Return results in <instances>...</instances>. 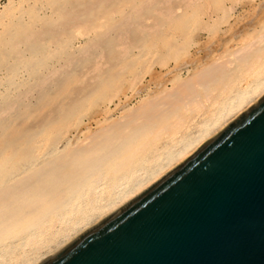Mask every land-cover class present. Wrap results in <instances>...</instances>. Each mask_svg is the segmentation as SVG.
<instances>
[{
	"label": "bare ground",
	"instance_id": "6f19581e",
	"mask_svg": "<svg viewBox=\"0 0 264 264\" xmlns=\"http://www.w3.org/2000/svg\"><path fill=\"white\" fill-rule=\"evenodd\" d=\"M160 2L0 4V264L45 263L264 96V18L227 35L239 22L236 14L245 11L243 1L199 0L202 13L185 10L190 3L182 2L171 12V26L161 22L153 30ZM226 17L232 19L226 37L210 56L201 59L200 50L188 55V66L160 63L151 84H144L145 74L132 82L136 105L120 108L121 97L101 99L85 118L103 88L139 60H163L165 52L181 49L196 23L211 27ZM85 18L90 32L76 29L79 42L67 43L65 25ZM147 25L153 31L144 37ZM198 45L193 40L190 47ZM139 84L146 86L136 93Z\"/></svg>",
	"mask_w": 264,
	"mask_h": 264
},
{
	"label": "water",
	"instance_id": "95a60500",
	"mask_svg": "<svg viewBox=\"0 0 264 264\" xmlns=\"http://www.w3.org/2000/svg\"><path fill=\"white\" fill-rule=\"evenodd\" d=\"M262 127L264 96L43 264H264Z\"/></svg>",
	"mask_w": 264,
	"mask_h": 264
},
{
	"label": "rangeland",
	"instance_id": "374dc122",
	"mask_svg": "<svg viewBox=\"0 0 264 264\" xmlns=\"http://www.w3.org/2000/svg\"><path fill=\"white\" fill-rule=\"evenodd\" d=\"M243 2L241 3V8H244L245 11H240L238 14L236 15H240V19H239V22L238 24L236 25V27L234 28V30L228 32L227 35H233L235 34L238 30L240 31H243L245 30L247 27H253L258 21H260L261 19L264 18V0H242ZM182 2H188V5L190 3V6H186L184 7L185 10H190V11H198V12H201L204 10L202 8V6L200 5L199 3V0H162V3H161V6L159 7H155L156 8V11L155 9L154 12H152V14L154 13V17L152 18L151 14H149L148 17L152 18L151 20L148 19V23L150 24V21L151 23H154V24H151V26L155 25L156 27H154L153 30H157L159 29L161 22H163V25L166 26V22H168V25L167 26H171L172 25V21H171V18H170V15H171V12L173 13L174 9L176 7H178V5ZM171 3V4H170ZM0 4H2V6H4L5 4H7V0H0ZM158 5V3H157ZM183 5V3L181 4ZM180 6V5H179ZM158 8V9H157ZM152 11V10H150ZM150 11L148 10L147 14L150 13ZM146 16V17H147ZM157 16V18H156ZM164 16V17H163ZM172 16V15H171ZM147 17V18H148ZM170 19H169V18ZM235 17V16H234ZM145 18V20L147 19ZM156 18V19H155ZM155 19V20H154ZM231 21L232 19H230L229 17H226L224 18L222 21H220L219 23H216L214 25H212L211 27H206V26H203V25H197V23L195 24L196 26L193 27V29L190 31V33L188 34L187 36V39H185V42H183L180 46L181 49H178L176 50L175 52L173 51H167L165 52V54L163 55V60H161L162 58H160L161 56L160 55H157L156 57H154L153 59H141L139 60L134 66H131L132 68H130L128 71L126 70L125 72L121 73V76H120V79H118L117 82H115L113 84V86H109V87H106V88H103V90L97 95V99L94 100L92 103H90L87 107V111H85L83 114L84 116H88L89 114L92 115L97 109L96 107L99 106V104L102 102L105 103L108 101V99L114 97V101L117 102L120 97L121 99L123 100L122 103L119 105L120 108H124V106L126 107V105L128 106H133V105H136L138 103V100L139 98L136 97H130L132 96L134 93L131 92L132 89L130 90V87H131V84L134 80H138L140 78V76H145V83L144 84H151L152 81H153V75L158 71L160 70V67L158 65H160V63H163V64H168L169 66H175V63H179L180 66H188L189 63L191 62V57H189L188 55L189 54H194V53H197L198 51H202L201 55L199 54V57L202 58H207L208 56H210L214 51V49L218 46V44L226 37L224 31L226 29V26H227V22L228 20ZM84 20L86 21H81V22H78L77 23V19L73 20L71 23H68L67 25H65L66 29L68 31H66V29L64 30L62 36H64L63 38L68 40L67 43H72L73 45H77V43L79 42V38L76 37V29H79L82 31V32H90V29L92 27L91 25V20L89 18H85ZM93 21V20H92ZM155 21V22H154ZM165 21V22H164ZM171 21V22H169ZM83 22V23H82ZM74 23V25H73ZM156 23V24H155ZM82 24V26H81ZM85 24V26H84ZM170 24V25H169ZM199 26V27H198ZM70 27V28H69ZM150 26L147 25L146 28V33L144 34V37L146 36H150V33L149 31L151 32V28H149ZM159 27V28H158ZM204 27V28H203ZM73 28V29H72ZM88 28V29H87ZM157 28V29H156ZM238 28V29H237ZM83 29V30H82ZM85 29V30H84ZM75 30V31H74ZM152 30V31H153ZM199 30V31H198ZM237 30V31H236ZM238 31V32H239ZM75 34V35H74ZM75 36V37H74ZM191 36V37H190ZM77 38V39H76ZM140 39L141 36L139 37ZM191 38V39H190ZM190 42H188L189 40ZM71 40V41H69ZM138 40V39H137ZM193 40H196L198 42V46H193V47H190V44ZM140 42H142V40H139ZM69 43V44H70ZM137 42H134L131 46L134 47V45H136ZM139 44V43H137ZM184 45V46H183ZM183 47V48H182ZM186 47V48H185ZM130 49L132 47H129ZM129 48L127 49L126 47V50L127 52L129 51H132L133 49L129 50ZM134 50H136L134 48ZM125 51V50H124ZM213 51V52H212ZM127 52H123L125 54H128ZM177 52V53H176ZM170 53V54H169ZM124 54V55H125ZM191 56V55H190ZM158 57V58H157ZM159 61H157V60ZM149 60V61H148ZM155 60H156V63H155ZM151 61V62H150ZM163 61V62H162ZM167 62V63H166ZM148 63V64H147ZM153 64H157V65H153ZM145 65V66H144ZM148 65V67H147ZM167 65V66H168ZM154 66V68H153ZM153 70H152V69ZM139 71H138V70ZM147 69V70H145ZM149 69L151 71H149ZM142 70V71H141ZM145 70V71H144ZM122 72V71H121ZM149 72V73H148ZM135 73V74H134ZM143 73V74H142ZM125 74V75H124ZM142 74V75H141ZM140 75V76H139ZM184 77L186 76V73L183 74ZM129 76V77H128ZM137 76V77H136ZM139 76V77H138ZM130 81H128V80ZM130 84V85H128ZM144 84H139L137 85L138 88L136 87V90L135 92L138 93L140 90H142L143 88L142 87H145L146 85ZM144 85V86H143ZM119 88V89H118ZM141 88V89H140ZM157 88V85L156 83L153 85V90H156ZM106 89V90H105ZM127 89V90H126ZM111 90V91H110ZM123 90V91H122ZM130 90V91H128ZM118 92V93H117ZM128 93L129 95V99H127L125 101L124 99V93ZM104 93V94H102ZM133 93V94H131ZM109 94V96H107ZM112 94V95H110ZM118 96L120 94L119 97H117L116 95ZM123 95V96H122ZM116 97H117V100H116ZM98 98L101 100L99 101ZM105 98V99H104ZM119 98V99H118ZM98 103H96V102ZM96 103V104H95ZM127 103V104H126ZM98 104V105H97ZM101 104V105H102ZM123 105V106H122ZM94 106V107H92ZM90 107V108H89ZM92 107V108H91ZM89 108V109H88ZM95 110V111H94ZM87 116L85 118H87Z\"/></svg>",
	"mask_w": 264,
	"mask_h": 264
},
{
	"label": "snow or ice",
	"instance_id": "6c2138e0",
	"mask_svg": "<svg viewBox=\"0 0 264 264\" xmlns=\"http://www.w3.org/2000/svg\"><path fill=\"white\" fill-rule=\"evenodd\" d=\"M262 130H264V127H262ZM253 133H254V132L250 133V135L253 134Z\"/></svg>",
	"mask_w": 264,
	"mask_h": 264
}]
</instances>
